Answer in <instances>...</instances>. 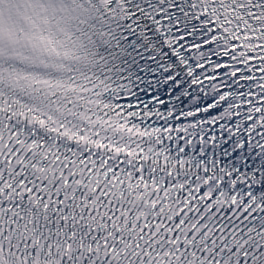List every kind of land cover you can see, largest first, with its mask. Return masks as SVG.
<instances>
[{
  "label": "snow or ice",
  "instance_id": "snow-or-ice-1",
  "mask_svg": "<svg viewBox=\"0 0 264 264\" xmlns=\"http://www.w3.org/2000/svg\"><path fill=\"white\" fill-rule=\"evenodd\" d=\"M114 3L211 95L166 127L0 116V264H264V0Z\"/></svg>",
  "mask_w": 264,
  "mask_h": 264
},
{
  "label": "clouds",
  "instance_id": "clouds-1",
  "mask_svg": "<svg viewBox=\"0 0 264 264\" xmlns=\"http://www.w3.org/2000/svg\"><path fill=\"white\" fill-rule=\"evenodd\" d=\"M0 41H3L5 44H10L9 37L7 34L0 35Z\"/></svg>",
  "mask_w": 264,
  "mask_h": 264
}]
</instances>
